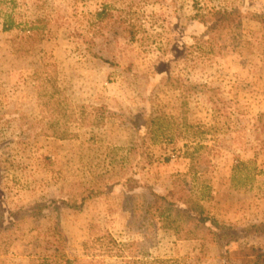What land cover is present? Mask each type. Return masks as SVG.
Segmentation results:
<instances>
[{
	"label": "rangeland",
	"instance_id": "1",
	"mask_svg": "<svg viewBox=\"0 0 264 264\" xmlns=\"http://www.w3.org/2000/svg\"><path fill=\"white\" fill-rule=\"evenodd\" d=\"M214 11L264 14V0H0V224L13 222L0 264H41L58 220L70 257L99 264H126L98 248L86 256V243L109 236L130 246L128 261L242 264L248 245L264 254V232L252 230H264V26L245 18L210 42L201 16ZM50 123L72 137H52ZM191 156L204 160L197 170ZM129 178L141 188L130 192ZM180 181L231 227L223 248L133 216L132 193L148 203L151 189ZM98 186L102 197L55 210ZM39 203L55 205L26 218Z\"/></svg>",
	"mask_w": 264,
	"mask_h": 264
},
{
	"label": "trees",
	"instance_id": "2",
	"mask_svg": "<svg viewBox=\"0 0 264 264\" xmlns=\"http://www.w3.org/2000/svg\"><path fill=\"white\" fill-rule=\"evenodd\" d=\"M245 18L257 21L264 26V14L250 13L245 16L239 11H214L201 16V21L207 28V33L210 36L209 41L211 42L215 39L222 38L224 33H228L234 27L241 26L242 21ZM110 64L113 66V63ZM169 80H172V84H178L175 85L176 88H181V84L183 83L182 79L170 77ZM188 86L194 92L200 90L199 85H192L189 83ZM258 122L259 131L264 132V114L260 115ZM134 127H140L139 120L134 121ZM47 129L49 132L51 131L50 135L52 137L61 140L72 137L68 131L62 130L58 123H50L47 126ZM138 134L141 141L144 142L145 139L142 137L143 135H141L140 130H138ZM142 142L141 144L143 146ZM206 148L208 147L199 146L195 149V151L200 152ZM189 159L191 160L193 170H197L200 165L204 163V160L201 156H191ZM124 185L127 186L130 192H134L141 188L139 181L133 178L126 179ZM105 192L106 190L99 186L89 188L85 191L84 195L80 199L71 198L68 200H62L60 203L61 206L56 207L55 210L61 208L69 210L80 209L81 207L85 206L87 202L102 197ZM132 194L131 210L133 216L135 217L144 218L150 223L159 222L164 228L177 234L185 231L186 234L191 237L190 239L200 240L205 236L210 242L219 245L220 248H223L224 243L229 242L231 238V227L224 225L218 219L212 217L200 201L189 195L187 189H185L181 181L176 184L174 190L169 191L167 194H160L151 189V200L148 203L144 202L141 204L139 202V197L141 194ZM54 205L55 204L49 205L45 203H39L31 207L29 210H26L24 215L26 218L38 221L42 218H45L47 213L50 212L49 210H53L52 206ZM12 223L13 222L11 221H9L7 225H3V223H1L0 234L3 233L5 229H8ZM252 230L253 232H264L263 228L259 225L253 226ZM52 231L56 237L55 242L57 245H55V248L51 253H48L44 256V258L41 259V264H99V261L78 260L70 257L66 251L67 237L64 235L60 220L55 223ZM84 248L88 258L90 257V251L93 248H98L102 250L103 254L108 255L116 253V257L122 259L123 261L127 259L126 264H168L167 261L162 260H156L153 262H149L146 259L141 260V258L138 256L133 257L128 261L126 255L130 251V246L128 244H121L117 242L111 236L97 239L91 245L86 243ZM237 255L242 264H264V254H261L259 249L255 246H245L237 253Z\"/></svg>",
	"mask_w": 264,
	"mask_h": 264
}]
</instances>
